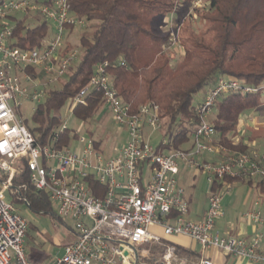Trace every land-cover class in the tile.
<instances>
[{
  "label": "built area",
  "instance_id": "2783aa9c",
  "mask_svg": "<svg viewBox=\"0 0 264 264\" xmlns=\"http://www.w3.org/2000/svg\"><path fill=\"white\" fill-rule=\"evenodd\" d=\"M207 0H193L189 10L205 8ZM181 6V5H179ZM15 12L40 14L53 32L41 47L21 48L12 44L14 25L4 22ZM176 9L172 13L175 15ZM190 11L182 20L189 17ZM170 25V42L166 48H181L180 23ZM70 11L69 0H0V264H33L26 257L24 238L26 219L10 201L12 180L17 161L26 159L31 184L47 193L55 215L72 222L74 239L63 246L61 255L43 264H134L146 252L141 244L159 242L162 234L184 235L202 249L218 248L239 258L264 264V228L246 239L215 230L223 216L221 189L212 190L214 179L244 176L264 179V151L234 152L216 144L215 129L209 117L217 100L225 93H255L264 84L241 83L233 76H218L213 86L196 104L199 123L189 148H167L169 138L162 136L158 149L150 143L153 132L163 129L159 105L153 101L133 107L118 96L109 74V63L96 65L88 84L69 100L72 108L87 105L89 88L101 91L104 105L113 119L127 133L126 141L112 156L105 157L92 136L79 134L69 143L58 145L59 134L69 128L63 122L48 144H40L21 117L22 101L39 102L44 87L59 80L77 59V51L62 54L68 25H83ZM121 65H126L121 60ZM44 75V81L31 71ZM73 128V127H72ZM204 154L217 156L203 161ZM182 168L197 170L208 182L207 206L200 219L189 218V202L185 188L176 176ZM264 224L259 211L245 213ZM153 227L161 229V234ZM174 246L165 249L169 264ZM147 253L145 254V256ZM199 264H212L201 258Z\"/></svg>",
  "mask_w": 264,
  "mask_h": 264
},
{
  "label": "trees",
  "instance_id": "16d2710c",
  "mask_svg": "<svg viewBox=\"0 0 264 264\" xmlns=\"http://www.w3.org/2000/svg\"><path fill=\"white\" fill-rule=\"evenodd\" d=\"M34 1L48 3L51 0ZM135 1L145 3L148 0H69L73 16L88 25L79 33V51L76 45L70 46L64 42L62 54L76 50L78 56L59 79L60 87L45 86L44 97L32 113V125L25 120L40 144L50 142L51 136L63 123L59 116L60 109L88 84L96 65L104 61L109 63L108 71L121 100L133 107L150 101L159 105V115L163 121L159 135L170 137L167 148L191 147L199 123L196 105L192 104L193 95L203 86L212 84L218 76H233L243 84H264V0H207L205 8H195L194 15L200 27L207 25L213 38L209 43L198 38L195 46L198 51H189L184 47L185 59L178 68L170 66L167 58L161 63L153 60L169 45L170 31L155 33L146 26L133 9ZM192 2L170 0V5L174 4L166 9L172 12L175 8L178 19V8L184 4V7H189ZM28 19H35V23L31 24ZM191 19L190 15L183 22L192 23ZM7 20L15 22L13 45L21 48L41 47L49 38L48 22L36 12L19 18L12 14ZM73 28L74 25H68L67 32ZM144 38H149L152 45L149 53H144L146 56L141 53ZM181 44L184 46L183 42ZM121 60L125 61V66L120 64ZM30 70L39 81H44L42 72L35 68ZM263 91L229 92L217 100L209 117L215 129L216 144L234 152L254 151L241 139L235 142L234 137L239 118L260 105ZM85 99L86 106L77 104L72 108L74 117L83 123L92 119L104 105L101 91L94 88H89ZM77 135L74 128L65 129L59 134L58 145L69 143ZM88 135L91 136V132ZM99 145L100 141H96L95 146ZM157 146L158 149L164 147L160 143ZM16 167L17 173L9 192L10 201L13 202V196L17 195V201L25 203L32 211L50 213L61 222L47 193L31 184L26 159L17 161ZM235 181H246L259 194H264V179L244 176L214 179L211 189L216 190L223 183ZM164 242L173 245L182 255H188V251L178 245L167 240Z\"/></svg>",
  "mask_w": 264,
  "mask_h": 264
},
{
  "label": "rangeland",
  "instance_id": "374dc122",
  "mask_svg": "<svg viewBox=\"0 0 264 264\" xmlns=\"http://www.w3.org/2000/svg\"><path fill=\"white\" fill-rule=\"evenodd\" d=\"M174 4V3H173ZM173 4H171L173 6ZM170 5V0H148L145 3H140L139 1L134 2L133 9L137 12L142 22L151 28L155 33L166 32L170 29V25L175 23V16H170V10L166 9ZM186 6L185 4L183 7ZM178 8V23H180L179 28V38L180 43L183 42L184 46L181 44V48L177 49V46H173L172 51L167 49L161 55L153 57L156 63H161L166 60L170 63L173 68H178L182 61L185 59L184 47L189 48V51H198L195 47L197 39H202L204 43H209L212 41L213 33L208 29L207 25L200 27L198 19L193 14V11L189 10V7H184L186 9ZM187 11H190L192 16L191 22H183V16H186ZM176 15V14H175ZM189 15V16H190ZM14 16L19 18L23 16L21 12H15ZM187 18V17H186ZM28 21L33 24L35 19H28ZM5 23L9 25H14V21L4 20ZM88 24L76 25L73 30L67 32L65 37V44L70 46L76 45L79 51V33L85 29ZM53 32L52 26L49 25V37H51ZM144 44L141 47V53L144 54L146 51L151 50L152 45L149 38H144ZM182 39V42H181ZM168 46H166L167 48ZM147 54H144L146 56ZM76 61V60H75ZM168 63V64H169ZM61 81H54L48 86L60 87ZM211 84H207L200 88L196 93H194L192 98V104L196 105L201 99V95ZM36 101H22L20 106L21 117L26 120L28 125H32L31 117L36 107ZM73 106V101L68 100L63 107L60 109L59 116L60 119L68 124V126L77 128L79 134L87 136L88 132H91V136L94 140L100 141V148L105 157L112 156L116 153L117 149L126 141L127 133L121 126L118 125L113 119V116L106 106H102L92 119L88 122H80L79 119L74 117L71 107ZM161 136L158 132H153L150 136V143L156 147L160 142ZM258 151V150H255ZM263 151V150H262ZM183 169V168H182ZM192 170L189 168H184V171L176 176L178 182L185 188L186 191L193 190L195 193V202L199 205H204V201L207 198L208 182L205 177L198 175L195 177V187H190L189 182L192 180ZM181 171V170H180ZM254 193L252 186H249L246 182L235 181L228 185H225L221 189L222 199L221 205L222 209L228 210L233 209L235 215L241 218L244 212V203L249 200ZM13 204L15 205L17 211L26 219L29 224L27 227V234L24 243V248L26 252L27 259L33 264H43V259L49 255L54 256L60 253L61 239L63 235L68 233L69 229L73 230L72 222L69 219H65L63 222L57 220L50 213L34 212L29 209L25 203L17 201V195L13 196ZM232 200L233 206H228L227 204ZM168 246H172L164 242L161 239L159 242L141 244L138 246L139 253L146 252L147 255L139 258L140 264H167L163 258L165 249ZM187 256L184 258L182 254L174 247L172 255L169 258V264H186Z\"/></svg>",
  "mask_w": 264,
  "mask_h": 264
},
{
  "label": "crops",
  "instance_id": "0c3cea01",
  "mask_svg": "<svg viewBox=\"0 0 264 264\" xmlns=\"http://www.w3.org/2000/svg\"><path fill=\"white\" fill-rule=\"evenodd\" d=\"M181 9L187 10V8H184V7H181L180 10ZM172 15L174 14L170 12L171 17ZM214 83H215V80L205 90V92L201 95L200 98L204 96V94L213 86ZM239 139L247 143V145L251 149L258 150L259 152H261L262 150L264 151V91L261 96L260 105L256 107L255 109L247 111L245 114H243L239 118L234 141L236 142ZM202 159L215 160L217 159V156L213 154H204L202 156ZM182 171H184V168L181 169L179 173L181 174ZM198 175H202L203 177H205L204 174L193 169L192 175H191L192 180L189 182L190 187H193V188L195 187L194 179ZM241 182H246V181H241ZM186 196L189 200V214H188L189 218L200 219L203 216V213L206 209L207 198L204 201L205 203L204 205L203 204L199 205L197 202H195V197H194L195 193L193 190L186 191ZM227 205L230 207L233 206L232 200ZM244 206H245V209L241 215V218L235 215V211L233 209H229V211L223 209V216L216 222L215 230H218L220 234L222 235L233 234L235 236H240L246 239L251 238L252 235L255 234L256 232L261 231L264 228V224L250 217H246L245 213L250 210L259 211L260 216L264 218V194L261 195L258 193L256 189H254V193L252 197L249 200L246 199ZM153 230L161 234L160 228L153 227ZM25 239H26V235L24 238V243H25ZM73 239H74L73 230L69 229L68 233L66 235H63L61 239L60 253L54 256L49 255L45 257L43 259L44 260L43 263H47L51 261L52 259H54L55 257L61 255L63 252V246L66 243L72 241ZM162 239L167 240L171 242L172 244H176L181 249H185L188 251V255H182V257L184 258L186 256L187 258H189L187 259L186 264H199V260L201 258H206L210 260L212 264H260V263H255L250 260H246L244 258H239V257L228 255L215 247L207 248L204 250L202 249L200 244H198L196 241H194L188 236L173 235V236L167 237L162 234ZM263 247H264V242H263Z\"/></svg>",
  "mask_w": 264,
  "mask_h": 264
},
{
  "label": "water",
  "instance_id": "95a60500",
  "mask_svg": "<svg viewBox=\"0 0 264 264\" xmlns=\"http://www.w3.org/2000/svg\"><path fill=\"white\" fill-rule=\"evenodd\" d=\"M134 264H140L136 253H135V258H134Z\"/></svg>",
  "mask_w": 264,
  "mask_h": 264
}]
</instances>
